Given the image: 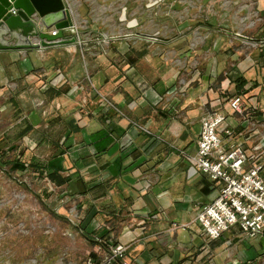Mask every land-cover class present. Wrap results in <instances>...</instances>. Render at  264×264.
<instances>
[{"label":"crops","instance_id":"0c3cea01","mask_svg":"<svg viewBox=\"0 0 264 264\" xmlns=\"http://www.w3.org/2000/svg\"><path fill=\"white\" fill-rule=\"evenodd\" d=\"M196 1L70 0L80 36L70 28L64 38L74 42L0 51L1 89L19 109L32 107L20 133L37 134L40 169L63 179L57 187L78 198L85 220L98 221L109 253L125 246L123 258L96 264H264V234L238 225L216 240L204 232L197 216L219 184L189 157L203 118L225 113L235 140L254 143L249 165L264 163V46L248 76V54L235 48L245 40L225 33L222 55L207 18L185 19ZM191 25L190 35L147 39L158 27ZM236 95L244 114L230 108Z\"/></svg>","mask_w":264,"mask_h":264},{"label":"rangeland","instance_id":"374dc122","mask_svg":"<svg viewBox=\"0 0 264 264\" xmlns=\"http://www.w3.org/2000/svg\"><path fill=\"white\" fill-rule=\"evenodd\" d=\"M65 1L70 8V0ZM200 3L202 6L196 16L195 12ZM200 3L197 8L190 6L189 12L183 13L185 19L198 20V15H201L202 20L207 18L212 27L206 31H211L212 36L216 34L215 36L222 38L217 45L222 55L226 48L225 33L245 40L244 43L235 45V48L245 49L244 53L248 54L250 60L247 74L253 75L252 69L257 67L259 59L257 54L264 46V0H202ZM231 20L237 27L227 28ZM70 28L80 36L76 25L73 24ZM178 31L182 34H192L193 26L180 30H163L158 27L147 39L153 43L158 42L163 35L177 36ZM244 81L246 84L247 80ZM250 81L253 82L250 88L255 87L256 81ZM27 96H31V100L34 99L33 95ZM105 100L111 107L114 106L108 98ZM17 102L16 94L12 96L0 86V264H96L98 261L123 258L124 253L119 255L115 252L118 242L113 244L114 249L110 253L106 250L108 246L106 248L104 238L98 234L100 224L98 225L96 220L92 221L93 218L84 219L78 198L65 193V187H57L63 184V179L52 177L49 168L40 169L37 134H27L28 126L25 137L20 133L25 125L22 117L28 115L32 107L19 109ZM244 105V111L237 113L246 112V102ZM230 108L232 109L231 105ZM220 114L225 117L219 126L221 137L226 138L222 132L226 128L230 129L235 137L236 129L226 122L228 115ZM137 125L139 129L148 131L144 125ZM249 143L252 142L244 143L247 147L243 142L241 144L247 150L250 148ZM258 149L260 147L256 150ZM38 152L46 153L44 150ZM247 155L249 163L250 157ZM56 180L60 184L56 183ZM175 223L178 224L174 222L173 226ZM184 224L181 223V227H184ZM186 227H189L188 223L184 228ZM88 229H94V232L91 233Z\"/></svg>","mask_w":264,"mask_h":264},{"label":"built area","instance_id":"2783aa9c","mask_svg":"<svg viewBox=\"0 0 264 264\" xmlns=\"http://www.w3.org/2000/svg\"><path fill=\"white\" fill-rule=\"evenodd\" d=\"M13 13L16 14L17 9H13ZM51 33L56 34L57 30ZM244 101L243 96L236 95L230 99V105L234 111L242 112ZM224 120L220 113L203 118L197 152L190 157L199 170L211 175L219 184L216 197L202 208L197 218L212 240L219 239L223 232L237 224L247 236H261L264 233V163L249 165L247 150L234 140L230 129L222 130L226 138L221 137L219 126ZM124 249L119 244L115 252L122 255Z\"/></svg>","mask_w":264,"mask_h":264},{"label":"water","instance_id":"95a60500","mask_svg":"<svg viewBox=\"0 0 264 264\" xmlns=\"http://www.w3.org/2000/svg\"><path fill=\"white\" fill-rule=\"evenodd\" d=\"M17 9V13H13ZM65 0H0V51L39 49L67 44L66 30L73 26ZM52 30H57L52 34Z\"/></svg>","mask_w":264,"mask_h":264},{"label":"trees","instance_id":"16d2710c","mask_svg":"<svg viewBox=\"0 0 264 264\" xmlns=\"http://www.w3.org/2000/svg\"><path fill=\"white\" fill-rule=\"evenodd\" d=\"M244 82H245L244 80L238 82L237 85H236V87H237V88H240L239 90H241V89L243 88L244 84H245ZM241 91H242V90H241Z\"/></svg>","mask_w":264,"mask_h":264}]
</instances>
